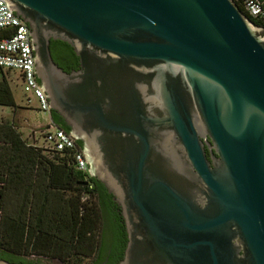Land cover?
Listing matches in <instances>:
<instances>
[{"label": "water", "instance_id": "95a60500", "mask_svg": "<svg viewBox=\"0 0 264 264\" xmlns=\"http://www.w3.org/2000/svg\"><path fill=\"white\" fill-rule=\"evenodd\" d=\"M2 1L118 207L116 264H264V27L232 0ZM49 40L79 69L56 67Z\"/></svg>", "mask_w": 264, "mask_h": 264}, {"label": "trees", "instance_id": "16d2710c", "mask_svg": "<svg viewBox=\"0 0 264 264\" xmlns=\"http://www.w3.org/2000/svg\"><path fill=\"white\" fill-rule=\"evenodd\" d=\"M232 1L243 13L238 1ZM244 15L254 26L264 27ZM64 57L66 62L73 60L70 52L65 51ZM6 72L0 71V107L9 109L11 117L0 120V260L12 264H46L44 260L116 264L125 246L117 206L93 177L83 185V175L65 154L21 137L14 114L16 109L27 108L15 104ZM50 119L68 133L53 112ZM76 144L80 147L79 141Z\"/></svg>", "mask_w": 264, "mask_h": 264}, {"label": "built area", "instance_id": "2783aa9c", "mask_svg": "<svg viewBox=\"0 0 264 264\" xmlns=\"http://www.w3.org/2000/svg\"><path fill=\"white\" fill-rule=\"evenodd\" d=\"M243 13L264 25V0H237ZM5 4L0 0V71L12 72L14 82L18 83L22 94L23 105L39 114L47 115L41 134L42 148L65 154L72 167L83 175L87 184L89 174L84 163L81 149L75 140L59 129L50 119L47 99L33 74V53L30 48L28 29L19 19L14 18ZM33 140V135L31 137ZM90 188V185H88Z\"/></svg>", "mask_w": 264, "mask_h": 264}, {"label": "rangeland", "instance_id": "374dc122", "mask_svg": "<svg viewBox=\"0 0 264 264\" xmlns=\"http://www.w3.org/2000/svg\"><path fill=\"white\" fill-rule=\"evenodd\" d=\"M5 72V71H4ZM7 73L8 86L15 104L19 107H25L22 101V94L18 83H15V77L12 72ZM11 117L9 109L0 107V120H9ZM15 125L21 137L27 141L33 140L37 146H42L41 134L43 125L47 122L46 114L35 113L29 109H16L14 114ZM46 264H60L55 260H44Z\"/></svg>", "mask_w": 264, "mask_h": 264}, {"label": "flooded vegetation", "instance_id": "af4514ba", "mask_svg": "<svg viewBox=\"0 0 264 264\" xmlns=\"http://www.w3.org/2000/svg\"><path fill=\"white\" fill-rule=\"evenodd\" d=\"M49 41H52V43L49 45V52H50V55H51L50 57H52L55 60H57L60 63H62V66L61 65H58L57 63H54L52 61V59L50 58L51 61L55 64L56 67H58L62 72H65V73H69L70 71H76V70L79 69V64L77 62L78 61V58L74 55V53L72 51V48L68 44H66L64 42H61V41H58V40H49ZM65 51L71 53V55L73 57V60L71 62H66L65 57H64V52ZM51 112H53V111L49 110V115H50ZM53 113L55 115H57L55 112H53ZM57 116H58L59 119H61V117L59 115H57ZM61 121L63 122L62 119H61ZM63 124H65V123L63 122ZM204 153H205V157L207 158L208 157V152H207V149L206 148H204ZM107 195H109V197L111 198V195L110 194H107ZM114 205H116V204L114 203ZM117 211H118V207H117Z\"/></svg>", "mask_w": 264, "mask_h": 264}]
</instances>
